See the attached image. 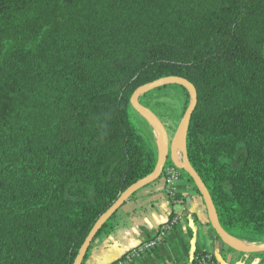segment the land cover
Listing matches in <instances>:
<instances>
[{
	"label": "trees",
	"instance_id": "1",
	"mask_svg": "<svg viewBox=\"0 0 264 264\" xmlns=\"http://www.w3.org/2000/svg\"><path fill=\"white\" fill-rule=\"evenodd\" d=\"M171 75L196 89L187 159L222 227L264 242V0H0V264L73 263L154 170L130 98ZM157 97L139 100L160 116Z\"/></svg>",
	"mask_w": 264,
	"mask_h": 264
},
{
	"label": "crops",
	"instance_id": "2",
	"mask_svg": "<svg viewBox=\"0 0 264 264\" xmlns=\"http://www.w3.org/2000/svg\"><path fill=\"white\" fill-rule=\"evenodd\" d=\"M174 214L179 215L174 229L180 239L176 236L175 241L159 245L129 264H189L200 250L212 252L220 264H264V254L231 252L219 244L201 194L184 175L173 196L164 191L162 175L130 196L106 229L95 237L83 264H113L121 260L141 242L152 238Z\"/></svg>",
	"mask_w": 264,
	"mask_h": 264
},
{
	"label": "water",
	"instance_id": "3",
	"mask_svg": "<svg viewBox=\"0 0 264 264\" xmlns=\"http://www.w3.org/2000/svg\"><path fill=\"white\" fill-rule=\"evenodd\" d=\"M166 85H180L190 90L189 105L185 113L183 114L182 118L180 119L171 139H169L166 127L164 123L161 122L157 114L151 108L142 104L139 100L141 94L149 90ZM130 102L133 105V107L150 122L153 128L158 129L160 132L159 142L157 143V160L154 170L151 173L147 174L146 176L138 179L137 181L129 185L113 202V204L99 216V218L96 220V222L93 224V226L87 233L83 243L79 247L78 252L72 264H82V261L89 249L91 241L94 239V237L96 236L99 229L103 226V224L132 194L137 192V190H139L141 187L157 180L162 175V170L168 161H170L178 169L183 171L194 182L196 188L198 189L199 193L201 194L204 200L207 212L209 214L210 225L214 229L217 236L225 245H227L228 247L232 248L235 251L242 253L264 252V242L255 245H251L247 243L239 244L231 239L233 236L229 235L225 231V229L222 227L218 219L216 208L214 206V203L211 199L207 187L205 186L202 179L200 178V176L197 174V172L191 166V164L187 159L185 136L189 125L191 113L195 108L197 102V93L194 85L186 78L181 76L171 75V76L161 77L151 82L138 86L132 93ZM180 138H182L181 157H179L177 153V144Z\"/></svg>",
	"mask_w": 264,
	"mask_h": 264
},
{
	"label": "built area",
	"instance_id": "4",
	"mask_svg": "<svg viewBox=\"0 0 264 264\" xmlns=\"http://www.w3.org/2000/svg\"><path fill=\"white\" fill-rule=\"evenodd\" d=\"M182 171L178 169L174 164L169 163L166 164L162 170L163 176V187L164 191L170 195H175L178 192V185L181 182L183 175ZM191 182V181H190ZM179 220V215L174 214L170 219L165 222L155 233V235L137 245L131 251L125 254V256L116 261L113 264H129L133 260L138 259L151 250L157 248L163 242H165L166 238L170 235L173 229L176 226L177 221ZM189 264H220L213 259L212 252L208 250H200L196 252Z\"/></svg>",
	"mask_w": 264,
	"mask_h": 264
},
{
	"label": "rangeland",
	"instance_id": "5",
	"mask_svg": "<svg viewBox=\"0 0 264 264\" xmlns=\"http://www.w3.org/2000/svg\"><path fill=\"white\" fill-rule=\"evenodd\" d=\"M149 91L154 96L155 95L158 96L157 102H158V104H160V107L156 109L160 115L158 117L161 120V122L164 123L166 130H167V133H168V136H169V139H171L180 119L182 118L183 114L185 113V111L187 109L186 108L184 110V105H185V101H186V93L185 92H188L189 102H190V90L187 89L186 87H183V88L182 87H167L163 90L162 89H160V90L152 89ZM149 91H147V92H149ZM154 130H155L156 140L158 143L159 138H160V132L156 128ZM181 154H182V151H181ZM168 162H167V164H169ZM218 241H219V244H221V246H223V248H226L228 251H231V252L234 251L232 248L225 245L221 240H218ZM242 241H244V240H242ZM244 243L245 244L246 243L251 244V245L258 244V243H250L247 241H244ZM236 252H238V251H236Z\"/></svg>",
	"mask_w": 264,
	"mask_h": 264
},
{
	"label": "bare ground",
	"instance_id": "6",
	"mask_svg": "<svg viewBox=\"0 0 264 264\" xmlns=\"http://www.w3.org/2000/svg\"><path fill=\"white\" fill-rule=\"evenodd\" d=\"M181 148H182V138H180V140H179V142H178V144H177V153H178V155H179L180 152H181ZM231 239H232L233 241H235L236 243H239V244H245L244 241L239 240V239H237V238L232 237Z\"/></svg>",
	"mask_w": 264,
	"mask_h": 264
}]
</instances>
